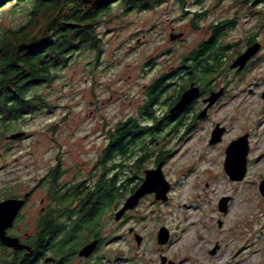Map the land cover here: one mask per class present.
<instances>
[{
    "label": "rangeland",
    "instance_id": "obj_1",
    "mask_svg": "<svg viewBox=\"0 0 264 264\" xmlns=\"http://www.w3.org/2000/svg\"><path fill=\"white\" fill-rule=\"evenodd\" d=\"M31 6L25 2L1 9L0 34L26 25ZM229 18L236 20V26L224 39L233 46L228 62L252 37L261 44L260 50L242 73L227 67L211 80L208 90L223 89V94L206 117L188 130L189 114L183 125L159 135L141 174L156 168V154L166 151L162 171L171 184L168 200L148 194L120 220L115 212L129 195L111 205L99 222L101 234L110 241L106 239L97 257L101 264H264V195L259 190L264 179V3L260 0L256 4L155 0L151 9L132 11L113 3L96 27L101 51L87 48L72 54L66 67L52 71L49 83L30 92L42 98L40 109L8 128L0 123V200L33 192L14 231L34 234L43 208L48 212L56 207L49 191L52 170L61 171L59 184L64 188L84 180L94 185L110 131L129 117L147 123L149 115L168 111V103L149 104L148 87L181 66L210 37L213 23ZM179 33L181 37L171 38ZM172 82L170 93L180 80ZM217 124L225 127L223 139L210 144ZM17 132L24 135L8 139ZM246 133L247 172L244 179L232 180L224 169L226 148ZM115 169L124 178L127 169ZM225 196L230 199L222 212L219 201ZM161 226L170 230L163 245L157 241Z\"/></svg>",
    "mask_w": 264,
    "mask_h": 264
},
{
    "label": "trees",
    "instance_id": "obj_2",
    "mask_svg": "<svg viewBox=\"0 0 264 264\" xmlns=\"http://www.w3.org/2000/svg\"><path fill=\"white\" fill-rule=\"evenodd\" d=\"M258 1L252 0V4ZM25 2L32 5L27 24L0 34V123L6 128L9 123L29 117L40 109L42 98L30 92L49 83L52 71L66 67L72 54L87 48L101 51L96 27L113 3L120 2L132 11L151 9L155 0H9L7 3L0 1V10ZM235 26L234 18L213 23L210 37L194 49L181 66L162 74L148 87L149 104L165 102L169 108L192 81L201 86L203 94L211 92L207 85L228 67V53L233 46L224 39ZM255 41L252 37L247 45ZM176 79L180 82L170 93L169 87ZM148 108L145 107V111H151ZM190 111V107L173 113L168 110L159 116L149 115L147 123L129 117L117 124L101 152L98 163L102 168L94 185L84 180L72 188H64L59 184L61 171L52 170L49 191L54 193L56 207L39 221L38 235L41 237L37 243L46 246L38 250L37 256L49 250L61 251L54 243L62 228L59 219L77 217L93 220L96 224L111 205L134 192L144 179L141 170L159 135L168 127L174 130L183 125ZM192 122L188 123L191 124L188 130L193 127ZM164 153L166 151L160 149L156 154L157 164L165 163ZM115 168H125L128 173L121 178V171ZM68 237H72L71 233Z\"/></svg>",
    "mask_w": 264,
    "mask_h": 264
},
{
    "label": "water",
    "instance_id": "obj_3",
    "mask_svg": "<svg viewBox=\"0 0 264 264\" xmlns=\"http://www.w3.org/2000/svg\"><path fill=\"white\" fill-rule=\"evenodd\" d=\"M4 3L9 0H0ZM182 33L172 34L171 38L176 39L181 37ZM261 44L259 42H254L250 45L244 52L238 55L237 58L230 64V68L243 69L248 61L256 55L260 50ZM223 94V89L217 92H212L208 98L204 101L208 103L207 107L200 113V117L204 115L206 110L215 104ZM200 96V88L197 85L191 84V86L185 89L179 98V100L170 109V112H176L184 109L187 105L191 104L196 98ZM225 132V127L217 124L212 132L210 139V144H216L222 141ZM24 135V132L13 133L8 136L9 139H16ZM249 153V139L248 134L241 135L230 142L226 148V158L224 162V169L226 173L232 180H242L244 179L247 172V156ZM163 163L157 164L156 168L145 169L144 179L140 186L136 188L124 201L122 206L115 212V219L120 220L128 210L135 208L140 200L148 194H154L157 200H168V193L171 190V184L166 180L164 173L162 171ZM259 190L264 195V179L261 181ZM230 197H222L219 201V209L222 212H226L228 209V201ZM25 199L19 198H8L0 202V239L4 245L15 248H23L24 245L20 243L18 237L8 236L6 230L13 226L14 220L17 217L18 212L24 205ZM221 225V222H220ZM170 239V230L166 226H161L158 234L157 241L159 244L163 245L167 243ZM136 240L138 243L141 242V237L137 236ZM97 241H93L90 244L83 247L80 251V255H89ZM218 246L213 248L210 253H215ZM47 261L52 260V258H47ZM167 258L162 256V262L166 263ZM172 264V263H171Z\"/></svg>",
    "mask_w": 264,
    "mask_h": 264
},
{
    "label": "flooded vegetation",
    "instance_id": "obj_4",
    "mask_svg": "<svg viewBox=\"0 0 264 264\" xmlns=\"http://www.w3.org/2000/svg\"><path fill=\"white\" fill-rule=\"evenodd\" d=\"M250 45H247V47ZM247 47L242 52H244L247 49ZM242 52L238 53V55H240ZM252 58L248 61V63L242 70H239L238 68H234V69L230 68V64L235 60L234 58L228 64L229 71L231 70L234 71L235 73H242L250 64ZM220 75L221 74H219L218 77ZM195 83L196 82L194 81L190 82L187 88H189L191 84L199 86L198 84ZM199 88H200V96L196 98L191 104L187 105L184 109L181 110L184 111L188 107L191 108V111L189 112V114L191 115L189 122L193 121L192 125H195L196 123L199 122V120L206 117L210 107L206 110V112L202 117L199 116L200 113H202L203 110L208 105V103H206L204 100L208 98L212 92H216V91H211L206 94H203L201 86H199ZM199 105L203 107L202 109H200V112H196V109ZM173 106L174 104L170 106L168 110H170ZM32 195H33L32 191H27L19 196L5 197L0 200L1 202L8 198L25 199V203L18 212L17 217L14 220L13 226L6 230V234L8 236L18 237L20 243L23 244L24 247L21 249L15 247H9L4 245L0 239V252L1 254L5 255L0 259V264H13V263L14 264H69L70 261H76V264H101V261L97 257V254L100 252V250L103 247H105V243H107L106 239H108V241L110 240L105 235L101 234V230H100L101 225L99 224L100 220H98L97 223L95 224L93 220L80 219L77 217H74L70 220H65L62 218L59 219V223L62 226V228L60 229V232L58 233L57 237H55L54 243L57 247L60 248L61 250L60 252H54L53 250H49L45 255L41 257L37 256L38 250L46 246V245L41 246L37 243V240L41 237L38 235V231H39L38 224L39 221L42 219L41 217L47 215L50 211L46 212V207L43 208L42 215L37 221V231L34 234L21 235L14 231L16 223L22 216V212L25 209L28 202L30 201ZM64 224L65 227H63ZM70 233L72 235L71 238L68 237ZM64 239H66V241H64ZM93 241H97L93 251L87 256L80 255L81 249ZM47 258H52V260L47 261L46 260Z\"/></svg>",
    "mask_w": 264,
    "mask_h": 264
}]
</instances>
